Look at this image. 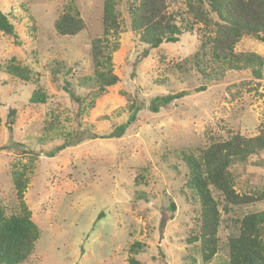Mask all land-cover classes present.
<instances>
[{
    "label": "rangeland",
    "instance_id": "1",
    "mask_svg": "<svg viewBox=\"0 0 264 264\" xmlns=\"http://www.w3.org/2000/svg\"><path fill=\"white\" fill-rule=\"evenodd\" d=\"M71 1L86 26L77 35H60L55 21ZM127 1L117 7L121 29L107 36L110 46L118 44L112 61L120 82L97 96L93 46L104 36V0H0L18 35L0 29V206L7 215L19 211L13 174L26 171L25 200L41 230L22 264H228L229 239L238 235L241 219L264 210V201L228 211L221 205L219 250L203 261L199 243L190 241L199 230L200 205L177 154L235 133L258 135L264 71L262 79L245 70L204 80L193 58L206 29L186 0L166 2L179 23L190 18L194 29L137 62L147 45L130 30ZM216 20L211 13L212 27ZM235 50L264 57V42L245 35ZM12 62L27 68L30 78L10 74ZM68 83L88 105L79 118L64 89ZM203 83L206 90L196 91ZM36 90L47 95L46 103L30 102ZM184 90L191 93L158 112L147 107L157 96ZM48 122L55 123L52 130ZM125 125L120 137L114 135ZM231 170L237 192L264 188V150ZM135 243L142 245L136 253L130 250Z\"/></svg>",
    "mask_w": 264,
    "mask_h": 264
},
{
    "label": "trees",
    "instance_id": "2",
    "mask_svg": "<svg viewBox=\"0 0 264 264\" xmlns=\"http://www.w3.org/2000/svg\"><path fill=\"white\" fill-rule=\"evenodd\" d=\"M127 9L130 17V30L140 42L147 45L137 62L146 58L152 49L159 48L163 43H176L184 32L194 29L190 18H182L179 23L173 13L169 12L166 0H128ZM189 12L196 20L204 23V38L200 49L195 53L193 61L197 72L204 80L218 79L227 72L248 70L253 78L262 79L264 57L255 52H238L236 43L245 35L254 36L264 42V0H186ZM119 0H104L103 27L104 36L94 41L93 54L96 63L95 80L97 96L105 93L108 88L118 84L120 77L114 72L112 52L118 44L110 46L107 36L118 33L121 29V17L117 9ZM207 3L208 9L202 5ZM211 13L217 17L214 26L210 23ZM212 19V18H211ZM84 19L74 1L65 6V11L55 21V29L60 35L74 36L85 29ZM0 29L17 40L14 24L0 10ZM18 42V41H17ZM10 74L30 78V71L20 65L11 63ZM207 84L203 83L196 91H204ZM69 94L74 115L79 118L88 105L84 98L76 95L69 83L64 86ZM189 90L169 93L155 97L148 104L153 112H158L177 99L186 97ZM93 96L91 103H94ZM47 95L36 90L31 96V103H46ZM91 103L89 106H91ZM139 108H136L132 119ZM15 111H11L13 117ZM13 121V120H12ZM55 123L48 122L46 130H52ZM125 126L119 128L117 137L123 134ZM12 129V127H10ZM95 136H92V138ZM83 136L77 137L80 143ZM74 139L57 147L62 150L73 144ZM70 143V144H68ZM264 150V127L254 137H245L235 133L227 140H216L207 147L182 150L177 156L187 166V187L199 202V230L190 241L198 242L204 262H210L219 250V228L221 225L222 205L225 211L232 205H248L264 201V188L253 194L239 193L235 189V175L231 168L244 162L250 156ZM55 151L51 152L54 155ZM26 171H15L13 181L19 200V211L7 215L0 206V264H22L35 251L41 230L32 219L25 193L29 185ZM214 191L219 197L214 195ZM172 210L176 205L171 203ZM142 248L140 243L131 246L136 253ZM228 264H264V210L246 214L241 219L238 235L229 239Z\"/></svg>",
    "mask_w": 264,
    "mask_h": 264
}]
</instances>
